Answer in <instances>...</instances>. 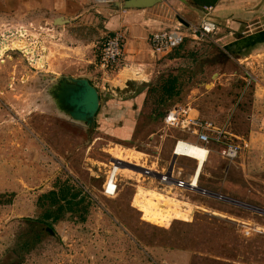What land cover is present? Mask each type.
<instances>
[{
  "label": "rangeland",
  "instance_id": "rangeland-1",
  "mask_svg": "<svg viewBox=\"0 0 264 264\" xmlns=\"http://www.w3.org/2000/svg\"><path fill=\"white\" fill-rule=\"evenodd\" d=\"M53 35L43 38V49L56 62L68 56V48ZM203 49L178 47L180 95L158 104V92L152 93L140 108L133 136L124 140L74 124L78 121L60 110L49 93L57 80L45 65L42 78L22 79L24 62H18L17 53L12 61L0 59V194L7 195L0 203V264H264V216L258 211L264 209V127L256 125L252 145L233 161L223 159L217 145L210 146L207 159L204 148L176 157L172 168L181 172L180 178L188 179L196 168L197 186L209 194L174 186L163 190L158 180L130 166L167 171L175 139L193 138L164 128L157 116L175 104H190L206 120L214 112L216 124L230 117V136L244 140L251 109L245 98L257 79L264 80V55L252 61L228 59L216 49ZM211 54L218 74L213 88L209 76L200 74L201 58ZM105 82L96 119L117 125L126 110L121 99L134 92ZM140 83L135 80L137 87ZM113 163L117 187L105 195L102 185ZM67 178L88 194L90 204L86 210L64 211L55 222L48 219L52 233L42 221L46 206L38 197ZM246 225L260 231L246 237Z\"/></svg>",
  "mask_w": 264,
  "mask_h": 264
},
{
  "label": "crops",
  "instance_id": "crops-1",
  "mask_svg": "<svg viewBox=\"0 0 264 264\" xmlns=\"http://www.w3.org/2000/svg\"><path fill=\"white\" fill-rule=\"evenodd\" d=\"M207 7H211L210 14L217 25L214 33L215 42L207 41L211 47L206 48L203 43L184 40L178 47L183 44L186 48L191 47L200 53L204 50L203 48L206 53H214V49H216L228 59L243 57V60L249 61L264 55V0H160L155 5L144 8H115L111 4L97 5L93 0H0V29L7 24L28 22L35 26H52L51 32L53 34L56 32L59 38L62 37V40L66 41L68 56H60L55 62L52 60L50 51L44 53V49L40 62L32 61V58L27 60V58L18 56V62L21 63V60L24 62L21 63L22 79L23 77L28 79L38 76L42 78L44 75L41 70L43 65L46 67V72L52 73V80L62 77L86 79L99 93V112L101 107L100 92L106 84L105 81L118 83L115 87L120 90L127 88L128 81H141V87H144L141 92L128 95L130 98L121 99L120 104L126 107L120 120L121 123L112 125V121L109 120L99 122L96 119L98 111L91 127L83 122L74 123L77 125L81 123V127L88 130L101 129L111 137L124 140L131 138L134 134V126L137 125L140 108L144 103L146 87L158 83L169 72H174L179 76L178 47L166 55L155 54L149 43L151 33L159 28L172 26L175 22H197L205 14ZM116 31H121L124 35L123 54L114 65L113 72H104L98 64L100 47L97 48V43ZM7 60L12 61L14 57L5 58L3 62ZM200 64L203 65L200 74L209 76L212 80L210 85L213 88L214 76L218 75L214 73V54L202 57ZM51 67L52 70H48ZM14 69L15 67L10 72L11 81L15 75ZM248 76L257 79L252 73H248ZM243 79L245 80V77ZM249 92L250 94L245 98L247 100L246 107L251 108L246 118L248 125L244 131L246 135L240 130L241 136L244 134V140L239 142L240 144L245 143L246 148L252 145L257 126L264 127V80L257 79L256 86L250 88ZM191 110L192 114L199 117V111L196 108L192 107ZM210 116L214 122V112ZM227 119H229L230 129V117ZM226 120L218 124H222ZM237 127L242 128L240 125ZM243 129L245 130V128ZM192 136V139L180 138L194 141L195 136ZM173 145L171 152L174 162L177 156L184 157V155H174ZM201 148H204L207 159L211 149L208 151L205 147ZM190 158L197 161L196 158ZM138 167L144 170H153L149 167ZM172 170L175 175L180 177L181 172L178 169L175 170L173 167ZM140 173L158 180V176L147 175L142 169ZM194 174H197L198 180L199 174L196 172V168L189 178ZM105 182L106 179L102 188H104ZM166 188L170 187L163 186L161 189ZM50 227L52 228V226Z\"/></svg>",
  "mask_w": 264,
  "mask_h": 264
},
{
  "label": "built area",
  "instance_id": "built-area-1",
  "mask_svg": "<svg viewBox=\"0 0 264 264\" xmlns=\"http://www.w3.org/2000/svg\"><path fill=\"white\" fill-rule=\"evenodd\" d=\"M115 1L123 0H93L97 5H109ZM211 7L205 8V14L197 22H175L172 26L159 28L153 31L149 37V43L155 54L166 55L174 48L178 47L184 40L190 39L194 42L211 41L215 42L216 22L211 17ZM52 26H35L31 22L21 24H7L0 29V59L13 57L17 53L27 60L42 61L43 58V38L48 36L53 38ZM45 31V32H44ZM49 32V33H48ZM124 35L121 31H116L107 36L101 43L99 49L98 64L104 72L110 71L123 54ZM190 104H175L169 108L163 116V126L166 129H177L186 131L195 136L194 141L176 138L173 145L174 155H179L178 149L192 150L189 153H196V149L205 147L210 151L211 145L219 146L221 157L227 161H233L246 148V144H240L232 139L229 133V119L222 124H216L211 120H206L192 114ZM181 152L180 154H185ZM116 165L106 176L103 193L112 195L117 187ZM158 174L159 183L165 187L174 186L178 189H200L197 186V174L191 178L182 179L173 173L172 167L167 171L157 172L146 169L147 175ZM205 190V189H202ZM207 191V190H205ZM208 192V191H207ZM204 193V192H203ZM259 213L264 216V209L260 208ZM260 231L259 228L251 225L244 226L243 234L248 237L253 232Z\"/></svg>",
  "mask_w": 264,
  "mask_h": 264
},
{
  "label": "trees",
  "instance_id": "trees-1",
  "mask_svg": "<svg viewBox=\"0 0 264 264\" xmlns=\"http://www.w3.org/2000/svg\"><path fill=\"white\" fill-rule=\"evenodd\" d=\"M174 50L175 48L171 52ZM143 88L137 87L135 81H128L126 90H132L134 92L132 94H137L141 92ZM154 92H158L157 99L155 100L158 104H165L167 100L178 97L181 93L179 76L174 72H169L164 78H161L158 83L147 86L144 101ZM123 98L127 99L130 98V96H125ZM165 114V111L157 112V116L163 117ZM70 182V179L67 178L63 180V182H60L58 188L49 190L38 197L40 205L46 206L44 213L42 214V221L45 222L44 224L51 226L52 223L48 222V219L55 222L62 217L64 211H74L79 210L80 208L86 210V207L90 204V202H86L88 194L82 188L76 187ZM6 196V194H0V203L6 201L4 200ZM81 218L84 220L85 216L82 214ZM36 240L40 241L41 237H38ZM24 245H27L26 241H24Z\"/></svg>",
  "mask_w": 264,
  "mask_h": 264
},
{
  "label": "water",
  "instance_id": "water-1",
  "mask_svg": "<svg viewBox=\"0 0 264 264\" xmlns=\"http://www.w3.org/2000/svg\"><path fill=\"white\" fill-rule=\"evenodd\" d=\"M160 0H123L112 2L115 8H144L155 5ZM50 95L54 98L56 106L66 112L74 121L83 122L87 126L93 125L95 115L99 108V93L86 79L59 78ZM173 164V160L171 165ZM135 170H145L137 165H130ZM153 175L158 176L157 173ZM202 192L209 194L205 190ZM214 195V193H212ZM236 202L234 200H230ZM237 203V202H236ZM47 230L53 233V229L47 226Z\"/></svg>",
  "mask_w": 264,
  "mask_h": 264
},
{
  "label": "bare ground",
  "instance_id": "bare-ground-1",
  "mask_svg": "<svg viewBox=\"0 0 264 264\" xmlns=\"http://www.w3.org/2000/svg\"><path fill=\"white\" fill-rule=\"evenodd\" d=\"M180 151L182 152L183 150L180 148ZM181 155V154H180Z\"/></svg>",
  "mask_w": 264,
  "mask_h": 264
}]
</instances>
